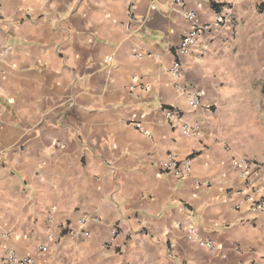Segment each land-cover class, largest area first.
<instances>
[{"label": "crops", "instance_id": "obj_1", "mask_svg": "<svg viewBox=\"0 0 264 264\" xmlns=\"http://www.w3.org/2000/svg\"><path fill=\"white\" fill-rule=\"evenodd\" d=\"M175 1L0 0V264H264V0Z\"/></svg>", "mask_w": 264, "mask_h": 264}, {"label": "built area", "instance_id": "obj_2", "mask_svg": "<svg viewBox=\"0 0 264 264\" xmlns=\"http://www.w3.org/2000/svg\"><path fill=\"white\" fill-rule=\"evenodd\" d=\"M177 5H183L181 0L175 1ZM186 19L191 23L188 33L184 36L181 43L177 46L175 51V61L170 70L171 75L174 79H181L183 75V58L188 57L193 48L197 45L199 40L204 36L212 33L215 30H220L227 27L231 23V17L226 15L217 16L216 20L211 24H199L196 22V14L191 11L185 12ZM264 73V69H263ZM180 94H182L189 105L193 110H198L203 107V92L196 87H189L187 85L178 86ZM177 114L172 110H167L166 118L168 120L175 119ZM137 129L144 132L143 127L137 125ZM182 132L186 136H196L197 131L194 127H191L189 124L182 126ZM233 167L239 172L241 177L245 179L250 187L253 186L254 179L257 178L262 170V165L253 161H250L246 157L242 158H233L231 161ZM192 161L191 159H186L184 161L178 162L174 156L170 157L169 161L165 164V170L167 172L175 173L179 178L186 177L191 169ZM189 239L193 242L198 243L202 247L215 251L217 250L216 245L213 242L204 241L199 239L195 233L190 231ZM4 264H36L32 259L21 260L17 257L14 251L9 250L4 256Z\"/></svg>", "mask_w": 264, "mask_h": 264}]
</instances>
